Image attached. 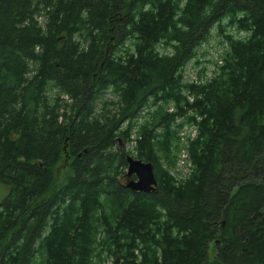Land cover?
Instances as JSON below:
<instances>
[{"label": "trees", "instance_id": "1", "mask_svg": "<svg viewBox=\"0 0 264 264\" xmlns=\"http://www.w3.org/2000/svg\"><path fill=\"white\" fill-rule=\"evenodd\" d=\"M214 27L221 64L185 83ZM0 183V264H264V0H0Z\"/></svg>", "mask_w": 264, "mask_h": 264}, {"label": "rangeland", "instance_id": "2", "mask_svg": "<svg viewBox=\"0 0 264 264\" xmlns=\"http://www.w3.org/2000/svg\"><path fill=\"white\" fill-rule=\"evenodd\" d=\"M230 32L234 36H243L244 32H237L236 30L230 28ZM226 48L225 43L221 35L218 34L216 28H212L211 34L208 39L203 42L200 46L196 49V56L192 58L185 66L184 71L182 72V80L185 83H192V82H205L208 80L217 69V65L220 64L222 53ZM107 97L115 99V96L111 93L106 94ZM168 112H173L172 104L169 105L167 108ZM183 118H178L177 121H181ZM185 121V120H184ZM179 134L185 135L186 137H194L196 135V129L191 128L190 125L185 121V123L179 128ZM135 145V135L131 134L130 141L125 144V148L128 150H132L133 146ZM132 155L134 153H131ZM180 158V153H177V159ZM70 158L67 154L63 153L59 162L55 166L54 169V182L53 185H57L60 183H64L66 179V175L69 171L68 164ZM173 172L176 175V178L180 179L182 176L183 168L177 166L175 164L173 168ZM7 193V188L5 185L0 183V200L2 197ZM217 241H213V244H210L208 247V260L211 261L215 255L216 248L215 245ZM104 264H110L109 262Z\"/></svg>", "mask_w": 264, "mask_h": 264}, {"label": "water", "instance_id": "3", "mask_svg": "<svg viewBox=\"0 0 264 264\" xmlns=\"http://www.w3.org/2000/svg\"><path fill=\"white\" fill-rule=\"evenodd\" d=\"M126 175L133 177L126 182V186L134 191L149 192L156 189L157 180L154 167L149 162L128 155Z\"/></svg>", "mask_w": 264, "mask_h": 264}, {"label": "built area", "instance_id": "4", "mask_svg": "<svg viewBox=\"0 0 264 264\" xmlns=\"http://www.w3.org/2000/svg\"><path fill=\"white\" fill-rule=\"evenodd\" d=\"M221 62H222V60L220 61V64H221ZM190 127L196 129V126L195 125H191ZM188 137H190V136H188ZM188 137H186L185 135L184 136L181 135V140L184 143H187ZM192 138L193 137H190V139H192ZM177 166L182 167L183 168V172H185V173H188L189 170H190V168H191V162L188 159V155H187V151H186V148L185 147H182L181 148L180 158L177 161Z\"/></svg>", "mask_w": 264, "mask_h": 264}, {"label": "flooded vegetation", "instance_id": "5", "mask_svg": "<svg viewBox=\"0 0 264 264\" xmlns=\"http://www.w3.org/2000/svg\"><path fill=\"white\" fill-rule=\"evenodd\" d=\"M131 178H133V177H126V181L129 180V179H131Z\"/></svg>", "mask_w": 264, "mask_h": 264}]
</instances>
